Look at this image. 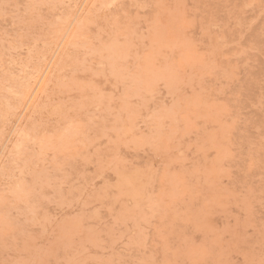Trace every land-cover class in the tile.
Segmentation results:
<instances>
[{"label":"rangeland","instance_id":"obj_1","mask_svg":"<svg viewBox=\"0 0 264 264\" xmlns=\"http://www.w3.org/2000/svg\"><path fill=\"white\" fill-rule=\"evenodd\" d=\"M262 262L264 0H0V264Z\"/></svg>","mask_w":264,"mask_h":264},{"label":"snow or ice","instance_id":"obj_2","mask_svg":"<svg viewBox=\"0 0 264 264\" xmlns=\"http://www.w3.org/2000/svg\"><path fill=\"white\" fill-rule=\"evenodd\" d=\"M5 8H7V6H5ZM262 264H264V262H262Z\"/></svg>","mask_w":264,"mask_h":264},{"label":"bare ground","instance_id":"obj_3","mask_svg":"<svg viewBox=\"0 0 264 264\" xmlns=\"http://www.w3.org/2000/svg\"><path fill=\"white\" fill-rule=\"evenodd\" d=\"M110 3H111V2H110ZM102 4H103V2H102ZM36 89H37V88H36ZM36 89H35V90H36ZM32 96H33V95H32Z\"/></svg>","mask_w":264,"mask_h":264}]
</instances>
